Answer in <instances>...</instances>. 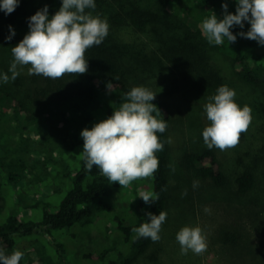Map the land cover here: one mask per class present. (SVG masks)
<instances>
[{
	"label": "trees",
	"instance_id": "obj_1",
	"mask_svg": "<svg viewBox=\"0 0 264 264\" xmlns=\"http://www.w3.org/2000/svg\"><path fill=\"white\" fill-rule=\"evenodd\" d=\"M38 2L19 0V6L12 14L32 10L35 15L37 11L31 6ZM154 2L158 8L156 11L143 7L140 0H95V9L85 11L93 17L106 19L109 29L100 45L86 51L88 71L82 75L65 74L59 79L46 78V87L42 90L36 88V97L42 101V109L37 114L24 100L12 95L14 98L10 104L15 116L21 122L27 120L28 125L46 118L48 124L55 126V131H62L65 153L78 161L75 170L70 169L69 162H64L63 181L71 180L64 198L57 203L50 197L36 199L27 208L38 215L27 217L14 213L0 221V250L5 255H11L15 250L23 252L19 264H81L71 238L70 241L64 240L61 235L78 226H89L99 211L110 212L108 197L116 187V183L112 184L96 166L91 170L86 167L82 154V129L91 130L95 124L111 117L114 110L127 102L125 97L134 87L143 86L156 95L152 103L157 108L152 114L167 123L166 130L157 133L163 144V149L155 153L159 161L158 170L143 186L140 185V190L134 189L135 202L129 215L114 214L110 217L106 229L110 234L118 235L121 242L87 253L84 258L100 264H136L155 244L151 238H138L133 232V228L151 222L148 213L158 216L163 211L168 214L173 205L182 206L187 198L192 197L194 183L206 182L217 189L228 185L229 175L214 147L211 150L204 147L200 151H184L180 163L182 172L175 176L176 181L173 180L172 137L177 131L174 121L184 107V90L199 96L211 94L207 78L211 79L215 73L219 76V72L210 65L214 50L229 55L242 81L264 87V46L239 35L250 30L247 21L243 28L234 26L231 29L237 37L234 43L226 37L221 45L209 43L201 26L213 13H207L205 0H175V4L174 0ZM38 5L42 9L47 7L51 18L62 7V0H43ZM154 35L157 37L156 47L149 44ZM174 78L181 80L179 86H173ZM78 148L81 149L80 157L76 155L79 151H75ZM17 162L23 169L19 173H10L9 179L22 178L27 171L25 160ZM47 164L44 162V166ZM44 170L47 171L46 168ZM48 176H51L54 186L58 175L49 171L43 174L45 179ZM236 185L240 196L254 191L257 178L252 169H244L237 175ZM60 191L61 188H54L50 195ZM144 193H151L155 202L145 203L141 198ZM192 208L196 210L194 202L189 205V209ZM25 239L33 241V248L18 247Z\"/></svg>",
	"mask_w": 264,
	"mask_h": 264
},
{
	"label": "rangeland",
	"instance_id": "obj_2",
	"mask_svg": "<svg viewBox=\"0 0 264 264\" xmlns=\"http://www.w3.org/2000/svg\"><path fill=\"white\" fill-rule=\"evenodd\" d=\"M35 1H40L39 4L43 0ZM140 3L149 10L158 9L155 8L157 4L154 0H140ZM224 3L228 4L229 14L236 13L237 0H205L209 11L207 13H214L218 19L224 18ZM38 4L31 6L35 7L34 10L37 12L42 10ZM174 4L172 3L171 6ZM33 15L32 10L16 15L6 14L0 9V75L9 76L7 83L0 79V221L14 213L27 217L38 215L37 212L27 208L28 204H34L36 199L50 197L56 203L60 201L66 195L71 183L70 179L63 181L64 170L66 171L64 162H69L71 170H75L78 166L77 158L70 159L64 151L61 130L55 131V126L52 127L50 122L48 124L46 118L35 120L31 125L27 124V120L25 122L20 118L22 123L15 116L10 104L14 95L16 99L24 100L35 114L42 109V101L36 97V88L38 90L45 88L46 78L42 75H30V65H18L19 75L14 81L9 71L14 62L12 48L29 33L30 17ZM156 23L159 24L158 21ZM247 26L251 28L250 24ZM13 31L14 36H12ZM9 36H12L11 40H8ZM154 37L149 44L156 47L157 37L156 35ZM211 54L210 65L219 72V76L215 73L211 79L207 78L211 94L199 96L190 90H184V107L174 121L177 131L172 137L173 180L176 181L175 176L182 172L180 163L184 151H200L207 147L202 133L211 122L207 119L205 105L214 102L211 98L217 94L219 87L228 86L235 91V102L241 108L245 105L251 108V124L247 132L240 135L237 146L224 151L214 147L229 175L228 185L217 189L210 187L206 182H198L192 189L193 195L190 199L187 198L182 206L173 205L170 208L159 234L160 240L155 242L136 264H264V212H262L264 208V87L242 81L235 72L228 54L227 56L217 50L212 51ZM35 77L38 78L36 81H34ZM179 81L181 80L174 78L173 86H179ZM75 151H79L76 155L80 157L81 149ZM19 159L25 160L28 164L27 171L22 178L9 179L10 173L15 171L19 173L23 169L17 162ZM44 162H48V166H44ZM44 168L58 175V181L54 186L51 176L46 179L43 177L47 172ZM247 168L255 173L257 187L249 195L240 196L236 176ZM147 180L148 177L137 179L126 188L116 183V187L108 197L110 212L99 211L89 226L75 227L72 232L64 235L57 234L64 240L70 241L71 238V244L75 248L76 257L81 259V264H100L96 260L85 259L84 255L121 242L118 235L107 231V224L114 214L127 216L131 213L135 202L133 191L140 190ZM54 188H61V191L51 196ZM193 202L196 210L189 209V205ZM40 211L42 214V206ZM183 227L202 229L206 237V251L196 254L189 250L187 254H182L176 236ZM18 247L31 249L33 241L25 239Z\"/></svg>",
	"mask_w": 264,
	"mask_h": 264
},
{
	"label": "clouds",
	"instance_id": "obj_3",
	"mask_svg": "<svg viewBox=\"0 0 264 264\" xmlns=\"http://www.w3.org/2000/svg\"><path fill=\"white\" fill-rule=\"evenodd\" d=\"M18 6L19 0H2L0 3V9L6 14L13 13ZM95 7V0H62V7L51 18L47 7L33 15L29 33L12 48L11 79L14 81L19 75L18 65H30V75L51 79L62 78L65 74H85L88 71L86 51L100 45L109 29L106 19L93 17L85 11ZM223 8V19H218L213 13L202 23V32L209 43L221 45L225 37L234 43L237 37L231 29L234 26L243 28L247 21L251 25L250 30L239 35L264 46V0H237L236 14L228 13L227 3ZM0 79L4 83L9 82L7 74L0 75ZM235 96L234 90L221 86L211 98L214 102L205 105L211 124L203 130L202 136L210 150L215 147L224 151L237 146L240 135L247 132L251 124V108L247 105L241 108L235 102ZM155 98L151 90L143 86L134 87L125 97L127 102L114 110L111 117L95 124L91 130L86 128L82 131V154L88 170L96 166L112 184L119 183L123 188L137 179L152 176L158 170L159 161L155 153L163 149V144L157 133H163L167 123L152 114L157 108L152 103ZM141 198L145 203L155 202L151 193H144ZM148 216L151 222L133 228V232L138 238H151L158 242L167 213L161 211L158 216L148 213ZM176 239L182 254L189 250L196 254L206 251V237L200 227H183ZM22 257L20 250L13 251L11 255L0 250V264H19Z\"/></svg>",
	"mask_w": 264,
	"mask_h": 264
}]
</instances>
